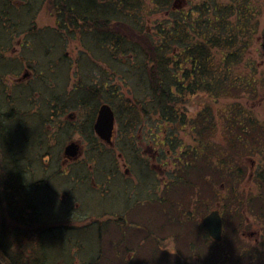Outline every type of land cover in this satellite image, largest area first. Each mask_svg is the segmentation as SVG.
Wrapping results in <instances>:
<instances>
[{
    "label": "rangeland",
    "instance_id": "1",
    "mask_svg": "<svg viewBox=\"0 0 264 264\" xmlns=\"http://www.w3.org/2000/svg\"><path fill=\"white\" fill-rule=\"evenodd\" d=\"M260 2L262 3L260 5V26L264 27V0H260ZM1 6H3V10ZM26 7L23 0H13L8 5H5V0H0V108L6 111L9 109L6 107L13 104L19 107L21 111H25L26 106L23 103L30 99L38 100L35 105L30 104L26 110L31 109L29 116L40 118H37L35 124L39 127H34L35 133H33L32 129H29L30 134L21 135L22 138L19 141L20 143L24 142L26 145L22 143L18 145L16 143L19 147L25 146L29 148L27 150L29 153L27 157L28 165L24 166V170L29 174L28 182L35 185L39 184L37 186L34 185L31 197L33 203L40 211V219L39 221L32 219L29 226H23L27 231V235H20V240L23 243H30L28 250H34L37 245L35 244L37 242L36 238H34L37 226L45 229L58 223L64 227L65 231L64 239L57 243L58 247L52 242L50 234L47 239H44V242L50 246H48V261L51 264H140V256H143L142 259L146 258L144 260L145 264H264V218L259 211L262 209L261 207L264 210V206L256 203L255 196L261 194L262 191L260 190V181L258 182L253 177L257 166L264 168V152H261V148L254 151L249 146L248 148L231 147L229 146L230 135H224L223 132L225 125L223 116L226 111V104L234 102L247 104L248 106L252 105L251 107L257 120L264 125V89L259 88L255 97L222 96L213 99L203 94L189 98L187 107L191 116L194 118L202 107L209 106L208 110L214 117L211 121L215 125L210 133L205 132L206 140L209 142L207 146L211 145L208 150L206 149L209 159L201 161L198 164L199 167L195 169L190 167V171L187 173V181L189 183H183L175 175L173 179L172 175L174 172L172 175L164 174L165 167L163 166L161 168L163 172L155 170L151 166L153 151L157 150L161 153H159L160 155H163L161 151V148H163L165 157H162L161 163L167 161L166 165L163 164L168 167L166 170L180 171V168L176 166L177 163L173 162L176 155L167 148L168 145H165V142L163 144L160 143L164 139V135L162 131L154 126L155 122H157L155 114H153L152 119L149 118V121H145L146 125H149L148 129L144 124L142 130V124H140L130 133L129 139L123 138L122 141H120L121 136L118 137L117 135L115 138L117 146L127 141L124 146L125 154L132 158L133 152L137 148L141 160L135 163L132 162L133 165L131 163L133 172H135L132 178L121 177V181L117 182L115 189H117L118 185V188L122 189V193L117 195L116 190L112 199L105 198L104 190L92 188L90 181L91 172L88 168H91L90 165H93L94 162L92 161L91 164L89 161V153L84 154L87 159L86 162L71 163L72 160H70L62 163V151L68 139L62 140L61 136L53 139L52 132L57 129L56 123L60 124L61 119H65L68 113L73 114L72 121H75L76 117L81 121H86L92 116L94 112L92 109L93 100L87 98L89 100L85 102V105H75V103L70 104L73 101L69 100V97L72 95L73 87L77 84L80 86L90 84L96 86L99 85L100 80H106L102 74V71L110 69V61L106 59L105 55H102L106 50L99 49L101 52L97 53L89 50L76 31V36H71L66 41V45H63L62 39L64 38L62 35H56L53 16L50 14L49 9L42 5L41 10L35 13L34 18L32 12L29 13ZM34 26L40 36L34 34L36 31L31 29ZM7 30L11 33H8ZM263 39L264 33L259 32L253 44V55L257 63L261 62L260 53L263 48L260 47V42ZM81 58L85 62L83 65H80ZM25 66L31 70L35 71L36 69L42 72L44 80L41 84L43 86H41V91L38 90L40 88L39 85L37 86V91L31 90L27 93L28 88H25V82L16 86L15 79L21 75ZM261 70L264 72V64ZM120 76L122 77L123 75ZM116 79L110 80L111 85L107 83L108 90L99 87L100 97H110L113 90H120L122 94L132 99L126 83L120 77L118 80ZM20 90L24 91V93H21L22 97L27 93L23 102L19 99L21 96H17L14 100L8 98V95L13 94L12 91L18 93L21 92ZM96 98L98 99V96ZM66 99L71 101L68 107H74V109H68L62 115L63 113L61 112L63 111L61 109L57 110L53 105H55L56 101L61 102ZM33 110H37L38 113L33 112ZM57 111L59 114H56ZM26 114H20V120L27 121L28 115ZM10 122L7 121L8 124ZM40 127L45 134L44 139L43 133L41 131L38 132ZM117 127L115 125V134ZM152 131H154V134H152ZM177 131L176 136L182 139L186 148L194 143L195 132L190 124L180 127ZM38 133H41V136H38ZM81 135L83 134L81 133ZM80 136L77 131L71 135L73 139H78ZM15 137L16 135L13 134V138ZM82 138L84 139L83 136ZM38 139H40L39 144L37 143ZM80 143L84 151L89 148L85 139ZM226 151L229 153H226ZM117 153L114 152L112 154L106 151L102 153L98 158V171L105 168L108 170L114 160L121 167L120 171L123 172L124 166H122L121 157L116 158ZM223 154H227L233 160L234 167H240L243 172L241 178L228 181L210 173L208 162H214L215 165L219 164L217 161L220 157H224ZM3 156L0 148V160ZM170 161L171 163H169ZM198 168L199 170L196 171ZM62 171L67 172L62 182L63 188L62 186L58 187V185L56 187L74 196H72L73 199L71 200L69 199L70 196L67 199L65 198L64 204L58 202L57 218L51 220V217H45V214L53 210L52 205L53 203L54 206L56 205V200L52 201L50 205L46 203L43 198H46L44 187L52 186L51 179L54 178V175L58 177ZM88 172L90 173L88 174ZM166 185H169V187H165ZM232 185L236 187V192L243 196L244 202L247 201L246 198L248 196H252L254 198L253 204L251 207L244 204L241 209L239 208V211L235 209L238 208L235 203H232V206L230 204V208L227 205L223 213L225 239L219 243L214 240H210L208 243H201L196 237L198 234L197 228L192 224L188 225L190 222L177 221L179 219L178 216L190 214L195 221L201 219L220 205L218 203L220 200L218 199H222L221 197L223 196H229ZM154 190L159 192L160 198L158 192L154 193ZM50 193L51 191H47L49 196ZM53 194L57 195L55 199L58 200L63 198L62 194L65 195L63 191H59V194L55 192ZM130 197L133 199L132 203L128 201ZM21 198L23 203H25V197ZM224 208L222 209L224 210ZM52 214L56 213H51L50 215ZM111 214L127 215V221H120L117 222L119 225H113L114 221L112 222L111 220L114 219L108 216ZM71 215H75L77 218L74 219ZM0 217H2L1 212ZM169 217L172 220V226L168 220ZM7 218L8 225L11 226L13 221L10 220V217ZM27 220L31 221L30 219ZM99 226L102 231L100 234L97 233ZM111 228L115 231H111ZM73 229L80 230L68 237ZM92 230L95 233H92ZM124 230H126L129 238L132 239V244L129 247L131 253L134 251L132 258L127 257L129 252L125 253L126 251L123 250L122 244L118 242L121 239L119 231ZM243 231H255L256 233L254 235H245ZM151 232L152 234H150ZM158 232H168V234L165 238H161L158 241L155 239L157 236H153L155 233L158 235ZM160 237L163 236L160 235ZM190 242L199 246L197 247V255L188 253L185 248L182 249L183 252L180 251L184 245H190ZM156 245L172 250L176 247L177 251L172 253H169L168 250H164L166 253L156 251L152 255L153 251H151V248ZM137 247L138 253L136 251ZM99 248L100 252L97 250ZM117 250L121 252L116 253ZM128 259L130 260L129 262L127 261Z\"/></svg>",
    "mask_w": 264,
    "mask_h": 264
},
{
    "label": "trees",
    "instance_id": "2",
    "mask_svg": "<svg viewBox=\"0 0 264 264\" xmlns=\"http://www.w3.org/2000/svg\"><path fill=\"white\" fill-rule=\"evenodd\" d=\"M10 1L13 0H5V5ZM23 2L34 18L42 5L49 9L53 16L56 35H62L64 38L63 45H66L71 36H76V31L89 50L96 53L101 52L99 49L106 50L102 55L110 61V69L102 71L106 80H100L96 86L77 84L69 97L72 103L68 99L56 101L53 107L55 106L57 110L63 109L61 113L65 114L66 110L74 109L68 107L69 103L85 105L90 99L94 103L93 111L101 103L109 104L114 112L115 125L118 126L115 137L121 136L120 141L123 134L132 133L140 124L143 130L145 121L152 119L155 114L157 122L154 126L164 135L160 143L165 142L164 144L168 145L167 148L176 155L173 162L180 168V171L170 170L166 173L172 175L174 172L173 179L178 177L177 179L183 183H189L187 173L190 167L195 169L199 167L201 161L209 159L206 149L208 150L211 145L207 146L209 142L206 140L205 132L210 133L215 126L211 121L214 117L208 110L209 106L202 107L194 118L191 116L187 107L189 98L203 94L213 99L222 96L255 97L259 88L264 89V72L261 70L264 64V39L260 42V47L263 48L260 53L261 62L257 63L253 55V44L257 34L264 33V27L260 26L262 5L260 0H23ZM1 7L3 10V6ZM31 29L36 31L35 35L38 34L35 26ZM83 58L80 65L85 63L82 61ZM119 74L123 75V78ZM116 77L118 79L120 77L126 83L130 97L134 100L122 94V91L115 92L113 89L111 98L100 97L99 87L107 89V83L111 85L110 80ZM38 82H30L29 87L32 88H28L27 93L31 90L37 91L39 85L38 90L41 91L42 85L40 81ZM27 93L19 98L22 102L26 99ZM8 98L15 99L12 95H8ZM33 101L35 99L23 103L26 109L30 104L34 105ZM251 106L236 102L226 104L223 132L224 135L231 137L229 146L234 148L249 146L254 151L261 148L263 153L264 125L257 120ZM6 108H9L6 110L8 112L0 108V148L2 156L4 155L0 160L2 167H0L2 216L0 264H51L48 261L49 244L44 242V239H47L43 235L44 229L37 226L34 234L37 245L32 251L28 250L30 243H23L20 240V235H27L23 226H29L32 219L39 221L40 211L31 197L32 189L39 184L28 182L29 174L24 170V166L28 165L29 148L19 147L17 144L26 145L24 142L20 143L19 139L22 138L21 135L30 134L29 129L35 133L34 127H39L35 125L39 117L29 116L31 109L21 111L19 107L11 104ZM33 112L36 113L37 110ZM20 114L28 115V120H20ZM90 120L86 121V126L80 127L84 131L82 134L87 133L86 129L91 131ZM7 121H11L10 124ZM70 122L66 119L61 120L60 124L57 122V129L52 132L53 138L61 136L62 140L68 139L73 133ZM187 124H190L195 132L194 143L188 148L182 139L176 136L177 130ZM148 126L146 125L147 129ZM40 131L43 133L41 127L38 132ZM13 134L16 135L15 138ZM37 135L41 136V133ZM44 137L43 133V139ZM88 138L92 144L91 136ZM38 140L39 144L40 139ZM90 150L87 149L88 152ZM161 151L162 157H165L164 149L161 148ZM223 155L224 157L217 161L219 164L208 162L210 173L228 181L241 178L243 172L240 167H234L233 160L227 154ZM89 156L90 153L88 158ZM98 158H95L93 164L96 168L99 166ZM260 167L262 166H257L253 177L260 181V190L263 194L262 192L257 194L255 200L258 205L264 206V168ZM198 170L199 168L196 169ZM236 191V187L232 185L229 196L218 199L220 205L215 206V209H218L222 216L227 205L230 208L232 203L238 206L235 208L238 211L244 204L248 207L253 204L252 196H248L244 202L243 196ZM21 197H25V203ZM261 208L259 211L264 218V210ZM7 217L13 221L11 226L8 225ZM51 240L53 241L52 238Z\"/></svg>",
    "mask_w": 264,
    "mask_h": 264
},
{
    "label": "flooded vegetation",
    "instance_id": "3",
    "mask_svg": "<svg viewBox=\"0 0 264 264\" xmlns=\"http://www.w3.org/2000/svg\"><path fill=\"white\" fill-rule=\"evenodd\" d=\"M26 67L27 66H25L23 68L21 75L18 76V78L15 79V83L17 84L16 86H18L19 83H23V82H25V85L28 86V87L25 86V88H32V86L29 87V83L30 82L39 83L38 81H40V83L42 84V81L44 80V76H42V72L41 71L40 72L39 71H34V70H31L30 68H26ZM20 91L21 92H18V93L16 91H12L13 94H11V95L14 96V98H16L17 96H21V93L23 92V90H20ZM37 101L38 100L33 101V102H35L34 105L37 103ZM101 104H99L98 107H97V109H95V111L93 113V116L92 117L90 116V118H88L86 120V121H88V120L91 119L90 120L91 123L90 122H89L90 124L88 123L91 126V131H89V130L86 129L87 133H84L83 135H81V133L84 132V131H82V128H80V127H82L83 125L86 126L87 125L86 121H81L77 117H76L77 119L75 118V121H72L71 119H72V117H74L72 113H68L67 116L65 117V119L67 121L68 120L71 121L70 122V124H71L70 126H72V128H73V133L72 134L76 133V131H77L79 133V136L80 135L81 136L78 139H73L71 137L72 134H70V136L68 137V140H67L68 142H67V144L64 145V148H63V151H62V155H63L62 163L68 162L70 160H72L71 163H83V162H86L87 159H86V157H84V154L85 153H90L89 161L92 164V161L95 163V161H96L95 158H98L105 151L106 152H109V153H112V154H114V152H118L116 158H120L121 157L122 166H124L123 167V172L120 171L121 170V167H119L118 166V163H116V161H114V160H113V163L109 166L108 170H106V168H105V169H100L98 171V169L96 167H94V165H90L91 168H88L90 170V172H91L90 181H91V184H92V188H94L95 190H97V189L104 190V193H105L104 194L105 195L104 197L105 198L112 199L113 198L112 196L114 195V193L116 192V190H117V195L122 193V189L121 188H118V185H117V189H115V186H116L117 182L119 180L121 181V177H127L129 179L133 177V173H135V172H133L134 170L132 168V165H133V163L138 162V160H141V158H140L141 156H140L139 151L137 150V148L135 149V152H133L134 155H133L132 158L128 157L125 154V152H124V146L126 145V142L127 141H125L124 144L122 143V144L118 145L119 146V149H118V146L115 143V138L116 137H114V134H115L114 131H113V134H112L111 142H109V143L106 142V141H104L103 139H101L98 136V134L96 133V131L94 129V123H95V120H96V117H97V113H98V110H99V107H100ZM13 106H15V105H13ZM56 114H59L58 111H57ZM62 115H64V114H62ZM65 119H61V120H65ZM114 128H115V126H114ZM129 135L130 134H123L122 135V139L123 138L129 139L130 138ZM82 136L84 137L85 141L88 143L87 146L91 149L89 152L87 150L84 151V149L81 148V143L80 142L82 140H84L82 138ZM88 136H91L92 144L89 143L90 142L89 141L90 139L88 138ZM71 142L76 143L77 146H78V153H77V155L70 156V155H68L65 152L66 146L69 143H71ZM132 145H134V143H132ZM113 146H114L115 150H114ZM153 152L155 154V155L153 154V159H154L155 162L152 159L151 166L153 167V169L158 170L160 172H163L161 170L162 166L165 167V170H164L163 173L166 174V171H168L166 169H168V167L164 166L163 164L166 165L167 164V161H163L161 163V161H162V155H160L161 153L159 151H157V150H155ZM82 159L83 160L85 159V160L83 161ZM131 163H132V165H131ZM90 172H88V174ZM66 173L67 172L62 171V173L58 177H56L54 175V178L51 179L52 186L48 187V186L45 185L47 188L44 187V193L46 195V198L45 197H43V198L46 201V203H48L50 205V204H52L51 203L52 201H55L56 200V205L54 206V203L52 205L53 206V210H51V212L48 211L49 213L45 214V217H51L50 218L51 220L54 219V218H57V213H58V206L57 205H58V202L61 203V204H64L65 198L67 199V197L70 196L69 199L71 200V199H73L72 196H74V195H71V194L67 193V191L62 190V189H59V188L56 187L58 185V187H61L62 186V188H63V183L62 182H63L64 176L66 175ZM97 179L98 180L100 179V181H98ZM57 181H58V183H57ZM53 183H55L54 186H53ZM165 187H169V185H166ZM76 188H77V186H76ZM47 191H49V192L51 191L50 196L47 194ZM59 191H63L64 194H65V195L62 194V197L63 198L61 200L55 199V196H57V195L53 194L54 192L56 194H59ZM157 192H158L157 190H154V193H157ZM158 196L160 198L159 192H158ZM47 200H48V202H47ZM132 200L133 199L130 197L129 200H128L129 203ZM75 203L78 204L77 201H75ZM51 213H56V214L50 215ZM219 213H220V211H219ZM108 216H109V218L114 219V220H111L112 222L114 221V223H112L113 225H119V223H117V222H120V221H122V222H126L127 221V215L111 214V215H108ZM220 216H221V226H222L220 240H215V239H213L209 235L207 229L204 227V225L202 223V219H203L204 216L201 219H197V221H195V220H193L191 218L192 216L190 214L189 215H180V216H178L179 219L177 221H179V220L180 221L181 220L182 221H187V222H190L188 225H191V224L194 225L197 228V233H198L196 235V237H198V240L201 243H208L210 240L211 241L214 240L215 242L219 243L220 241H222V240L225 239L224 238V231H225L224 230V222H223V216L221 215V213H220ZM71 217H73L74 219L77 218L75 215L74 216L71 215ZM168 220H169V222L171 223V226H172V220L170 219V217H169ZM79 230L80 229H76V230L73 229L72 232H71V234L68 235V237L69 236H72V234L74 232L79 231ZM111 231H115V230L113 228H111ZM91 232L92 233H95L94 230H92ZM101 232L102 231H101L100 226H99V229H98L97 233L100 234ZM119 232H120L119 235H120V238L121 239H119L118 242L120 244H122L123 250L126 251L125 253L129 252L127 254V257L128 258H132V253H134V251L131 250L132 251V253H131L130 250H129V247L132 244V239L129 238V235H127L126 230L119 231ZM64 233H65L64 227L62 225L58 224V223L57 224H53V226L46 227L44 229V231H43V234H44V236H46V238L49 237V234H50V238L54 237V239H53L52 242L53 243L55 242L54 243L55 245H57V243H60L64 239L63 238L65 236ZM158 233H159L158 235L156 233L153 234V236H155V235L157 236V238H155V239L158 240V241H160L161 238H165L167 236V234H168V232H158ZM243 233L245 235H254L256 232L255 231H243ZM150 234H152V232ZM160 235H162L163 237H160ZM190 236H191V234H190ZM75 237L76 238H79L77 236H75ZM95 242L97 243V241H95ZM76 246H78V245H76ZM197 247H199V246L194 245L193 242H190V245H184V247L181 248L180 251L183 252L182 249L185 248V249H187L188 253L197 255V253H198ZM143 248H144V246H143ZM174 248L175 249L172 250V249H167V247H160V246L156 245L155 247L151 248V251H153L152 255L154 253H156V251H161V252L166 253L165 251L168 250L169 253H172V252H176L177 251L176 250V247H174ZM97 250L100 252V248L97 249ZM136 251L138 253V247L136 248ZM118 252L120 253L121 251L120 250H117L116 253H118ZM142 257L143 256H140L139 257V259H141L140 264H145L144 260L146 258H143L142 259ZM170 258H171V260H173L172 257H170ZM127 261L129 262L130 260L128 259ZM147 262H149V260H147ZM131 264H133V263H131ZM135 264H139V263H135Z\"/></svg>",
    "mask_w": 264,
    "mask_h": 264
},
{
    "label": "water",
    "instance_id": "4",
    "mask_svg": "<svg viewBox=\"0 0 264 264\" xmlns=\"http://www.w3.org/2000/svg\"><path fill=\"white\" fill-rule=\"evenodd\" d=\"M114 124L115 117L111 106L107 103L101 104L94 123V129L98 136L108 143L111 142ZM65 152L70 156L77 155V144L74 142L69 143L66 146ZM202 223L213 239L220 240L222 226L221 216L218 209H213L208 214H206L202 219Z\"/></svg>",
    "mask_w": 264,
    "mask_h": 264
}]
</instances>
